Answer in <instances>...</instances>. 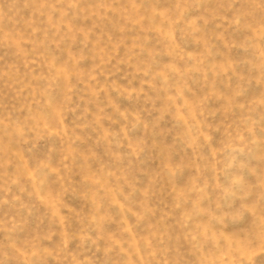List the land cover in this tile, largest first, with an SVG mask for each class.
I'll use <instances>...</instances> for the list:
<instances>
[{"label":"rangeland","instance_id":"obj_1","mask_svg":"<svg viewBox=\"0 0 264 264\" xmlns=\"http://www.w3.org/2000/svg\"><path fill=\"white\" fill-rule=\"evenodd\" d=\"M0 264H264V0H0Z\"/></svg>","mask_w":264,"mask_h":264}]
</instances>
